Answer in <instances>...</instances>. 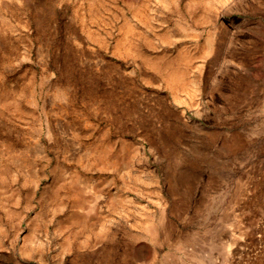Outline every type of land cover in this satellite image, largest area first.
I'll return each instance as SVG.
<instances>
[{"label":"rangeland","instance_id":"obj_1","mask_svg":"<svg viewBox=\"0 0 264 264\" xmlns=\"http://www.w3.org/2000/svg\"><path fill=\"white\" fill-rule=\"evenodd\" d=\"M199 262L264 264V0H0V264Z\"/></svg>","mask_w":264,"mask_h":264},{"label":"bare ground","instance_id":"obj_2","mask_svg":"<svg viewBox=\"0 0 264 264\" xmlns=\"http://www.w3.org/2000/svg\"><path fill=\"white\" fill-rule=\"evenodd\" d=\"M183 236H185V235H183ZM197 263H198V262H197ZM197 263H196V264H197ZM199 264H200V262H199Z\"/></svg>","mask_w":264,"mask_h":264}]
</instances>
